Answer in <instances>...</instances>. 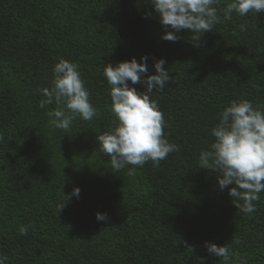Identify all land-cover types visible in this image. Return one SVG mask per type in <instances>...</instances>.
<instances>
[{
  "label": "trees",
  "instance_id": "16d2710c",
  "mask_svg": "<svg viewBox=\"0 0 264 264\" xmlns=\"http://www.w3.org/2000/svg\"><path fill=\"white\" fill-rule=\"evenodd\" d=\"M198 41L165 28L150 0H0V254L6 264H226L206 242L227 245V264H264V192L237 209L198 155L232 101L264 110V13L223 19ZM246 30L240 31L239 26ZM163 59L158 97L165 139L179 145L158 166L114 171L96 136L113 130L107 64ZM60 59L79 65L97 115L67 131L49 125L41 89ZM142 78H146L142 77ZM144 92L142 84L131 85ZM136 167L135 175L128 168ZM80 189L58 210L62 194ZM242 203V202H241ZM96 213L106 214L98 221ZM27 226V235H19Z\"/></svg>",
  "mask_w": 264,
  "mask_h": 264
},
{
  "label": "clouds",
  "instance_id": "9594fccd",
  "mask_svg": "<svg viewBox=\"0 0 264 264\" xmlns=\"http://www.w3.org/2000/svg\"><path fill=\"white\" fill-rule=\"evenodd\" d=\"M154 12L165 28L162 39L176 42L177 33L188 30L193 41L210 32L214 25L221 23L217 5L219 0H150ZM264 13V0H231L223 8V19L230 20L235 12L245 16L249 12ZM240 31L246 26L240 25ZM148 57L142 56L138 63L129 61L111 63L103 67L101 75L110 86V108L116 117L117 126L96 136L100 150L110 157L114 171L126 166L143 167L149 160L158 166L170 153L179 150V145L165 139L166 126L159 109L157 97L170 82L163 59L154 60L155 75L148 73ZM51 88L41 89L44 97L38 107L55 104L57 107L47 113L49 125L67 131L74 119L90 121L97 115L90 103L89 92L79 72V65L60 59L53 68ZM146 78H142L145 77ZM131 85L142 84L144 92H138ZM213 141L198 155L200 169L218 173L217 184L221 191L228 186V195L234 206L243 213L256 210L254 202L264 192V110L248 100L232 101L219 116V122L210 130ZM136 167L128 168V175H135ZM80 189L74 187L70 194H62L58 204L61 210L73 196L79 197ZM242 202V203H241ZM98 221H105L106 214L96 213ZM28 227L21 226L19 235H27ZM206 251L227 264L230 250L227 245L217 246L206 242ZM8 257L0 254V264H6Z\"/></svg>",
  "mask_w": 264,
  "mask_h": 264
}]
</instances>
